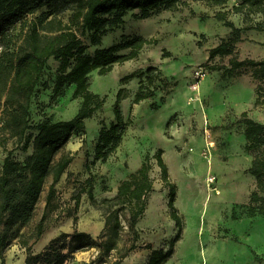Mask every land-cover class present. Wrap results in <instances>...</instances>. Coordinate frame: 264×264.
<instances>
[{
	"label": "rangeland",
	"instance_id": "374dc122",
	"mask_svg": "<svg viewBox=\"0 0 264 264\" xmlns=\"http://www.w3.org/2000/svg\"><path fill=\"white\" fill-rule=\"evenodd\" d=\"M185 1L177 10L156 11L147 18H140V10L129 12L122 24L103 37L100 45H93L88 34L82 37L90 54L97 47L120 42L125 36L155 38L158 42L146 45L138 57L116 63L107 74L100 75L95 70L89 75L90 89L104 102L86 119L85 129L75 133L67 145L74 159L56 185L55 208L42 237L33 246L34 254L44 251L64 232L84 231L97 241L105 227L106 209L96 206L90 193L98 202L113 198L119 184L145 161L151 164L153 190L137 225L141 247L130 254L138 251L137 257L128 261L129 255L122 263L148 264L152 248H169L178 227L168 206L170 190L155 157L157 150L163 149L170 178L177 185L175 203L184 222L182 238L176 242L168 261L205 264L207 256L212 260L209 264H215L218 255L228 253L235 246L245 251L250 260L263 263L264 214L259 211L264 204V191L259 192L258 200L252 199L258 183L251 168L254 160L263 154L264 146L247 148L242 114L247 111L249 117L264 123V103L256 104L258 91L264 84L254 78L252 66L238 69L232 76L226 71L234 58L264 59L261 37L264 32L245 30L235 42L232 54L210 58L213 47L235 38L233 29L216 19L215 13L232 8L240 0H229L226 7L211 6L206 1ZM46 11L49 8L30 15L27 24ZM71 12L66 3L54 8V14L59 16L68 17ZM228 17L237 26L243 25L242 15L231 13ZM23 28L19 24L16 31L22 33ZM166 52L170 54L167 57ZM59 65L54 58L46 63L32 97V126L47 118L71 119L82 106L83 98L73 97L75 85H66L59 94L55 92ZM198 67L204 68L205 75L194 89L193 72ZM122 87L127 89V96L121 102L127 124L120 145L104 161L96 155L100 131L115 121L114 104ZM140 87L153 95L136 103ZM3 102L0 99V169L9 154L24 161L33 152V141L24 149L19 138L11 137L3 128ZM29 132L36 135L39 130L32 128ZM212 177L215 181H211ZM51 182L52 176L45 185L33 224L44 212ZM123 222V243H126L131 234L125 214ZM99 252L97 246L75 252L65 264L90 262ZM116 256L105 264H110ZM26 257L27 250L16 243L6 251L7 264H25Z\"/></svg>",
	"mask_w": 264,
	"mask_h": 264
},
{
	"label": "trees",
	"instance_id": "16d2710c",
	"mask_svg": "<svg viewBox=\"0 0 264 264\" xmlns=\"http://www.w3.org/2000/svg\"><path fill=\"white\" fill-rule=\"evenodd\" d=\"M194 1L225 7L229 2ZM64 3L70 5L72 10L68 17L54 14V8ZM184 3L185 0H0V99H4L5 111L3 128L11 137H18L24 149L33 141V152L24 161L16 160L9 154L0 169V264H7L6 251L15 243L27 250L25 264H65L70 255L95 246L100 248L98 256L84 264H105L115 254L117 256L110 264H121L141 247V232L137 225L153 190L151 164L148 161L119 184L113 198L106 197L98 202L90 193L92 202L106 209L105 227L97 241L88 233L75 230L72 234L62 233L44 251L37 254L33 252V246L42 237L55 208L56 185L74 159L67 145L75 133L85 129L86 119L92 117L104 102L90 89L89 75L95 70L100 75L107 74L116 63L123 64L134 59L146 45L158 42L155 38L125 36L120 42L108 47H97L90 54L82 37L88 34L93 45H100L103 37L122 24L129 12L140 10V18H147L156 11L177 10ZM45 7L49 11L34 16L27 24L30 15ZM231 13L243 16L241 27L229 19ZM215 18L231 27L235 38L213 47L210 58L232 54L235 42L245 30L264 32V0H240L228 10L217 11ZM19 24L24 27L22 33L16 31ZM125 49L130 50L128 53L120 52ZM169 55V52L164 54L165 57ZM51 58L60 62L55 92L59 94L66 85H75L73 97H82L83 103L71 119L54 121L47 118L32 126V97ZM231 64V68L226 71L229 76L238 69L252 66L254 78L264 84V59L234 58ZM263 90L264 85L258 91L257 105L264 103ZM152 95L153 92H144L140 87L134 101L138 103ZM126 96L127 89L120 88L114 104L115 121L109 128L104 126L100 131L96 155L104 161L122 141L127 123L124 122L121 102ZM242 116L247 148L264 146V123L249 117L247 111ZM32 128L39 132L36 135L29 132ZM163 152V149H158L155 157L165 186L170 190L168 206L178 232L169 248L151 249L148 264H164L168 261L174 254L176 242L182 238L184 227L183 217L175 203L177 185L170 178ZM251 171L258 183V189L252 194V199L256 201L260 197L259 192L264 191V152L254 160ZM51 176L44 212L38 222L33 224L37 206ZM259 213L264 214V204L260 206ZM124 214L128 217V232L131 234L126 243H123ZM64 249H68V252L64 253Z\"/></svg>",
	"mask_w": 264,
	"mask_h": 264
},
{
	"label": "crops",
	"instance_id": "0c3cea01",
	"mask_svg": "<svg viewBox=\"0 0 264 264\" xmlns=\"http://www.w3.org/2000/svg\"><path fill=\"white\" fill-rule=\"evenodd\" d=\"M261 37L264 38V33H261ZM138 251L135 252L134 254L130 255L126 260H130L132 257H137L138 255ZM202 259V258H201ZM216 262L215 264H260L258 263L257 261L255 260H250L248 258V256L246 255L245 251H241L239 249V247H235L233 246L228 253H224L222 255H218V257L216 258ZM137 260V258H136ZM205 264H209L211 263V258L210 257H207L205 256ZM123 264V263H121ZM164 264H171V262L167 261L166 263ZM264 264V260H263V263Z\"/></svg>",
	"mask_w": 264,
	"mask_h": 264
},
{
	"label": "built area",
	"instance_id": "2783aa9c",
	"mask_svg": "<svg viewBox=\"0 0 264 264\" xmlns=\"http://www.w3.org/2000/svg\"><path fill=\"white\" fill-rule=\"evenodd\" d=\"M193 75H194V79H193V88L194 89H197V87L199 86L200 84V81L201 79L204 77L205 75V70L203 67H198V68H195L194 72H193ZM213 145V142H211V145L209 144V146L211 147ZM214 180V177L211 178V181ZM215 181V180H214Z\"/></svg>",
	"mask_w": 264,
	"mask_h": 264
}]
</instances>
